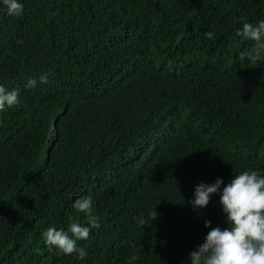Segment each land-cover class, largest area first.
Here are the masks:
<instances>
[{
    "label": "trees",
    "instance_id": "trees-1",
    "mask_svg": "<svg viewBox=\"0 0 264 264\" xmlns=\"http://www.w3.org/2000/svg\"><path fill=\"white\" fill-rule=\"evenodd\" d=\"M23 3H0V84L21 90L0 112V264H186L205 221L227 226L219 196L193 210L195 186L264 171V63L236 35L264 0ZM87 196L100 227L81 261L43 233L87 225Z\"/></svg>",
    "mask_w": 264,
    "mask_h": 264
},
{
    "label": "clouds",
    "instance_id": "clouds-1",
    "mask_svg": "<svg viewBox=\"0 0 264 264\" xmlns=\"http://www.w3.org/2000/svg\"><path fill=\"white\" fill-rule=\"evenodd\" d=\"M0 3L11 17H19L25 11L23 0H0ZM206 35L212 38L213 33L208 32ZM236 35L241 41L253 42L250 50L240 52V60L253 65L264 63V18L255 23L244 21L236 29ZM47 82L48 75L43 74L38 79L29 78L24 88L36 89ZM20 95L19 88L9 90L0 84V112L19 106ZM213 196H219L227 226L212 227L210 220L205 221V227L210 230L203 242L189 254L186 264H264V171L242 170L233 175L226 185L220 177L211 184L201 182L195 186L194 197L189 203L194 211L202 210L209 205ZM93 205L91 196L75 200L73 207L89 215L90 222L87 225L73 222L70 226L71 235L63 228L49 226L43 233L45 243L64 255L75 254L77 259L85 260L88 250L79 241H87L93 229L100 227L99 218L93 215ZM154 209L150 212L153 220L158 215ZM135 219L139 226L145 228V218ZM138 260V255H131L127 264H136Z\"/></svg>",
    "mask_w": 264,
    "mask_h": 264
},
{
    "label": "water",
    "instance_id": "water-1",
    "mask_svg": "<svg viewBox=\"0 0 264 264\" xmlns=\"http://www.w3.org/2000/svg\"><path fill=\"white\" fill-rule=\"evenodd\" d=\"M58 121H59V120H56V121L54 122L53 129H56V128H57ZM48 156H49V154H48Z\"/></svg>",
    "mask_w": 264,
    "mask_h": 264
}]
</instances>
